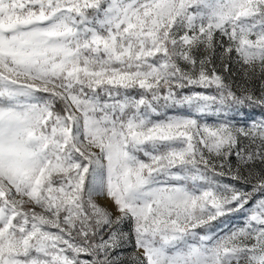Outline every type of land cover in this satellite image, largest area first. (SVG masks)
I'll return each instance as SVG.
<instances>
[{
  "label": "snow or ice",
  "instance_id": "obj_1",
  "mask_svg": "<svg viewBox=\"0 0 264 264\" xmlns=\"http://www.w3.org/2000/svg\"><path fill=\"white\" fill-rule=\"evenodd\" d=\"M246 108L264 0H0V264H264Z\"/></svg>",
  "mask_w": 264,
  "mask_h": 264
},
{
  "label": "rangeland",
  "instance_id": "obj_2",
  "mask_svg": "<svg viewBox=\"0 0 264 264\" xmlns=\"http://www.w3.org/2000/svg\"><path fill=\"white\" fill-rule=\"evenodd\" d=\"M264 116V110L260 108L255 109H245L242 113L237 115V120L240 122H246L248 120L259 119ZM227 181V178H225ZM101 203H106L105 201H101ZM110 206V205H109ZM240 222V218L236 215H233L230 220L226 221V225H222L221 227L224 228L225 226L230 227L233 224H238Z\"/></svg>",
  "mask_w": 264,
  "mask_h": 264
}]
</instances>
